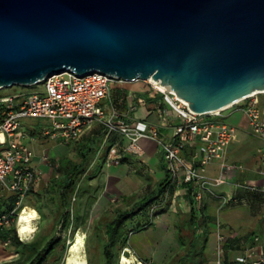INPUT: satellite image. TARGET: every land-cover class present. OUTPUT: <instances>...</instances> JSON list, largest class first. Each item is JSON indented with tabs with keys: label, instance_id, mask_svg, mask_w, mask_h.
Returning a JSON list of instances; mask_svg holds the SVG:
<instances>
[{
	"label": "water",
	"instance_id": "95a60500",
	"mask_svg": "<svg viewBox=\"0 0 264 264\" xmlns=\"http://www.w3.org/2000/svg\"><path fill=\"white\" fill-rule=\"evenodd\" d=\"M67 71L223 110L264 92V0H0V90Z\"/></svg>",
	"mask_w": 264,
	"mask_h": 264
},
{
	"label": "built area",
	"instance_id": "2783aa9c",
	"mask_svg": "<svg viewBox=\"0 0 264 264\" xmlns=\"http://www.w3.org/2000/svg\"><path fill=\"white\" fill-rule=\"evenodd\" d=\"M120 82L123 81L99 71L83 76L67 71L47 77L35 85V90L0 95V182L18 198L16 209L0 217V228H10L15 224L17 231L18 216L28 209L24 202L43 177L42 170L35 164L36 155L28 143L29 132L24 129L23 121L30 118L47 120L50 126L44 130L45 135L62 139L68 145L77 143L94 124L103 121V101L108 98L112 85ZM146 83L163 95L180 123L174 126L171 139L166 140L156 125L144 122L129 124L111 119L108 122L109 130L121 133L129 143L126 146L114 144L109 149L106 165H120L128 153L143 156L141 141H156L170 173L166 199L175 204L182 193V186L186 184L185 193L191 194V205L196 214L203 218L205 201L213 187L226 185L229 173L244 170L243 164L228 160L229 148L237 128L224 119V113L228 110L241 111L248 118L252 134L264 142V107L259 99L262 93L246 97L223 110L201 115L191 110L189 103L175 92L150 81ZM188 146L196 148L190 161L182 155ZM258 153L264 160V145L258 149ZM42 160L45 163L51 162L48 153L43 155ZM214 162H219L221 174L210 179L205 170ZM235 187L264 192V188L254 183H237ZM222 202L225 206L247 203L246 199L235 193H227ZM19 208L21 211L16 215L15 211ZM217 239V264H223L228 239L221 221H217ZM251 240L252 244L236 259V264H264V245L260 236L255 234ZM9 244L10 241L5 242L6 246Z\"/></svg>",
	"mask_w": 264,
	"mask_h": 264
},
{
	"label": "crops",
	"instance_id": "0c3cea01",
	"mask_svg": "<svg viewBox=\"0 0 264 264\" xmlns=\"http://www.w3.org/2000/svg\"><path fill=\"white\" fill-rule=\"evenodd\" d=\"M102 106L105 111L103 121L94 124L84 133L80 141L77 142L80 143L79 152L87 151L92 148L95 149L94 154L91 156V164L85 174L86 176L92 175V168L94 166L97 168L98 164H101L100 171L95 174L103 175L105 167L107 166L106 161L109 149L116 143H119L122 146H126L129 143L126 137L121 133L117 131L111 132L109 130L108 122L111 119L114 122L125 121L129 124L144 122L150 125H156L158 126L161 135L166 140L171 139L174 126L180 123L179 118L165 102L163 95L160 92H157L148 83L139 85L135 89L125 87V85H120L116 89L111 87L110 94L108 98L103 101ZM225 114L226 112L224 113V119L226 120ZM233 114L240 116V120L237 124H231L237 128V131L235 139L229 148L228 160L233 163L243 164L244 170L229 173L227 175L228 183L224 186L213 187L212 192L206 198L204 207V216L206 217L205 226L208 228L209 238L210 236L212 237L211 256L208 264H217V258L215 255V249L218 243L217 229H212L211 226L212 224L217 223V221H220V214L225 208L233 207L225 206L222 202L223 197H225L227 193H235L237 196L242 197L244 191L243 189L235 187V184L237 183H254L259 187L264 188V175L262 174V171L264 170V160L258 153V149L264 145V142L252 134L248 118L245 114L238 110H233L231 115ZM114 115L116 116L113 117ZM23 125L24 129L29 132L28 143L35 152V164L39 166L43 172L42 181L28 196L30 197L33 194L40 193L43 182L48 186L57 167L63 161V155L68 154L69 146L62 139H53L45 135L44 130L50 126V123L47 120L25 119ZM141 145L144 151L143 156L133 153L125 154L122 163L120 165L109 167L110 169L108 171H112V173L117 171L124 172L121 176L115 177L116 180L126 181L139 176L143 180L141 185L146 191L144 195H147L156 188L157 184L160 182L158 179H162L164 175L167 174L168 169L162 150L156 141L145 139L141 141ZM50 152H53L54 154L52 158L50 157L51 162H43V155L45 153L50 155ZM195 152V147L188 146L183 150L182 155L187 161H190ZM205 174L210 179L219 177L221 174L219 162L210 164L206 168ZM152 181L154 182L153 184ZM152 185H154V187ZM186 188L187 185L184 184L181 189L182 193L177 199L179 210L177 207V214L175 215V218L172 219V222L168 224L166 221L161 220L154 222V225L148 229L149 232H151L148 240L138 237V232H136V237L132 239L130 242L131 244L128 246L131 250L137 251L142 256H145L144 254L146 253L148 259H152L153 261L158 260L159 262L161 260L164 262L163 264H166V261L171 259L177 251L176 247H167L165 246V243H168L169 240H176V228L179 218L182 215L188 214L191 210L190 196L187 192L185 193ZM226 188H228L227 191L230 192H226ZM126 195L129 196V194ZM132 197L134 196L132 195ZM16 204V196L0 182V215L8 212L11 207ZM163 208H166V206ZM223 225V232L227 239L233 241L230 246L226 247L223 264H236V259L252 244L251 237L256 233H253L249 237L238 235V233L228 235L226 233L225 225L224 227ZM8 241H10V244L6 246V241L0 238V264H3L7 255H16L14 244L10 239Z\"/></svg>",
	"mask_w": 264,
	"mask_h": 264
},
{
	"label": "rangeland",
	"instance_id": "374dc122",
	"mask_svg": "<svg viewBox=\"0 0 264 264\" xmlns=\"http://www.w3.org/2000/svg\"><path fill=\"white\" fill-rule=\"evenodd\" d=\"M146 83V81H136L133 83L120 82L113 84V89L118 88L120 85H125L130 89H135L139 85ZM39 87V86H38ZM35 86L24 87V86H14L11 88H5L0 90V95L11 94V93H26L31 90H35ZM259 99L262 102L261 105L264 107V93L259 95ZM233 110L226 111V121L230 124H237L240 120V116L231 115ZM206 117H204L205 119ZM69 152L68 154L63 155V160H68L70 162H79L80 156L79 151L77 152V143L68 145ZM80 149V148H79ZM51 158L54 156L53 152H50L49 155ZM101 164L92 168V175H84L79 182V188L77 194L73 197V214L75 216V225L73 228L65 231L62 230L59 233V236L62 239L66 240L67 249L63 248V243L57 245L58 253H63V259L60 264H70L69 263V252L71 251L72 244L77 239L78 235L83 236V257L86 260L87 264H105L104 254H103V244L108 241L105 224L111 218L116 215V211L120 209H125L128 205L124 200L126 194L127 198L132 197L134 200H139L145 194L141 183L143 180L138 176L131 180H116L115 177H119L124 174L123 171L112 173L108 171L110 168L105 167V172L103 175L95 174L100 171ZM166 175L159 181H162ZM230 182V181H229ZM154 182L152 181V184ZM154 187V185H152ZM142 187V188H141ZM226 192L228 188L225 189ZM129 204H131L129 202ZM24 205H27L29 209H35L38 211V217L34 220V231L28 235H22L20 233V216L17 220V235L19 238L26 242L39 241L44 244L47 239L51 238L56 230V213L58 211V204L55 199V195L48 191L46 183L43 182L40 193L33 194L24 202ZM178 201L174 204L172 200H167L165 204V214L162 213L157 215L155 222L166 221L167 224L172 222V219L175 218L176 208L178 207ZM41 210L42 212H40ZM179 210V207H178ZM224 210V209H223ZM21 211V208L18 209V212ZM175 211V212H174ZM164 214V216H163ZM197 227V237L203 238L204 233H208V228L204 225L206 217L198 216ZM222 225L224 223L226 233L228 235H233L238 233V235H243L249 237L253 233H256L260 236L261 242L264 244V204L254 202L246 203L245 205H237L233 207H227L223 212H221L219 217ZM140 220L138 217L137 221ZM223 225V227H224ZM100 227V228H99ZM212 229H217V223L212 224ZM149 229V228H148ZM140 230L137 233L138 237L148 240L150 238L151 232L149 230ZM180 227L176 228V240H169L165 243L167 247L173 246L176 247V253L181 254L183 251L178 250L180 248L179 241V230ZM136 232L128 231L126 246L118 244L114 248L115 253L119 256L118 264H122V257L124 253L128 257L135 256L138 263L141 264H163L164 262L160 260L148 259L145 256L140 255L137 251L131 250L128 246L134 237H136ZM153 235V234H152ZM155 235V234H154ZM173 239V238H172ZM211 239L212 237L208 234V243L205 250V254L210 258L211 256ZM71 242V243H70ZM86 242V243H85ZM179 246V248H178ZM87 248V249H86ZM178 248V249H177ZM129 249V250H128ZM64 251V252H63ZM188 253V252H187ZM88 255V256H87ZM243 255V252L240 256ZM187 258L180 262L179 264H192L194 261V256L191 253L187 254ZM174 257V255L172 256ZM66 258V259H65ZM13 261V262H12ZM16 261V262H15ZM172 259H168L166 264H171ZM26 264V255H7L4 259L3 264ZM177 264V263H176Z\"/></svg>",
	"mask_w": 264,
	"mask_h": 264
},
{
	"label": "trees",
	"instance_id": "16d2710c",
	"mask_svg": "<svg viewBox=\"0 0 264 264\" xmlns=\"http://www.w3.org/2000/svg\"><path fill=\"white\" fill-rule=\"evenodd\" d=\"M79 145L80 143H77V152L80 150ZM94 151L95 149L92 148L87 151L79 152V162L63 160L50 179L47 188L50 193L55 195L58 211L55 216V233L51 238L47 239L44 244L39 241H21L17 235L15 224L10 228H0V238L5 241L10 239L16 248V254L26 255V264H60L63 259V253H58L57 245L63 243V248L67 249V243L65 239L59 236V233L62 230L67 231L76 226V218L73 214V197L77 194L80 180L90 167L91 156L94 154ZM169 184L170 173L167 172L166 177L157 184L156 188L151 193L144 195L139 200H134L132 197L124 198L126 203H128L127 207L116 211V215L105 224V232L108 238V241L103 244L105 264H118L119 256L115 253L114 248L117 247L118 244L126 246L128 231H132L133 233L140 230H147L154 225V220L157 215L165 212V208L163 207L167 204L166 192ZM243 191L244 195L242 197L246 199L247 203L258 201L264 204V192ZM170 192L173 194L172 189H170ZM37 194L39 193H36V195ZM188 194L192 204L191 194ZM17 199L16 197V203ZM129 202L131 204H129ZM15 209L16 205L11 207V209L4 214H11ZM40 212L42 211L40 210ZM15 214H18V210L15 211ZM2 215H0V217ZM138 217H140V220L137 221ZM197 222L198 218L196 211L193 205H191L189 213L182 215L177 223V228L180 227L179 250L183 251V253L178 254V251L177 254H174V257H171L173 261L171 264L183 262L188 257V253L194 256L192 264L209 263V257L205 254L209 233H204L203 238H198ZM204 225H206V221ZM231 243H233V241L228 240L226 247L230 246Z\"/></svg>",
	"mask_w": 264,
	"mask_h": 264
},
{
	"label": "bare ground",
	"instance_id": "6f19581e",
	"mask_svg": "<svg viewBox=\"0 0 264 264\" xmlns=\"http://www.w3.org/2000/svg\"><path fill=\"white\" fill-rule=\"evenodd\" d=\"M148 81H150L151 83H153L159 87L165 88L159 81H155L153 79H150ZM255 94H257V93H255ZM37 217H38V211L35 209H29L28 208L22 213L21 218H20V224H19L20 233L22 235L25 236V235H28L29 233H32L34 231V225L35 224H33V222ZM83 242H84L83 236L78 235L77 239L72 244L73 246L71 248V251L69 252L70 253L69 254V263L70 264H87L86 260L83 257V254H84L83 253L84 252L83 251ZM121 259H122V261H121L122 264H141V263L137 262L135 256L128 257L127 255H123V257Z\"/></svg>",
	"mask_w": 264,
	"mask_h": 264
}]
</instances>
